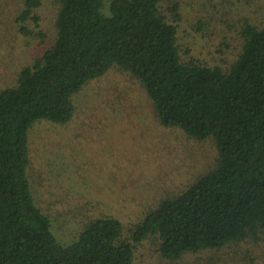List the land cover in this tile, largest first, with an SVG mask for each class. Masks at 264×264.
<instances>
[{"label": "trees", "instance_id": "1", "mask_svg": "<svg viewBox=\"0 0 264 264\" xmlns=\"http://www.w3.org/2000/svg\"><path fill=\"white\" fill-rule=\"evenodd\" d=\"M56 2L51 46L0 91V264H133L136 246L152 238L170 263L264 244V23L245 21L232 63L210 66L181 60L177 2L172 21L163 0H112L108 13L106 0ZM42 6L26 1L24 35L48 39ZM112 68L142 86L164 128L213 140L216 165L148 208L127 240L120 221L102 217L63 244L32 193L30 132L41 122L69 123L74 97Z\"/></svg>", "mask_w": 264, "mask_h": 264}, {"label": "rangeland", "instance_id": "2", "mask_svg": "<svg viewBox=\"0 0 264 264\" xmlns=\"http://www.w3.org/2000/svg\"><path fill=\"white\" fill-rule=\"evenodd\" d=\"M26 1L0 0V91L14 86L19 71L52 44L56 0H41L37 11L45 40L22 33L19 17ZM176 2L183 62L229 66L241 49L243 23H264V0H163L161 10L171 21ZM74 103L77 111L66 125L41 122L30 132L32 193L63 244L89 220L102 217L120 221L127 240L148 208L216 165L213 140L198 142L160 125L142 86L119 68L91 81ZM158 244L155 238L138 244L133 264H264V244L240 243L175 263L160 257Z\"/></svg>", "mask_w": 264, "mask_h": 264}]
</instances>
